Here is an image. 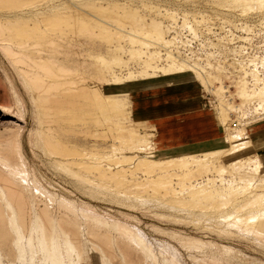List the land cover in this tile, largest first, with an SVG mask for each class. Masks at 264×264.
<instances>
[{"label":"rangeland","instance_id":"374dc122","mask_svg":"<svg viewBox=\"0 0 264 264\" xmlns=\"http://www.w3.org/2000/svg\"><path fill=\"white\" fill-rule=\"evenodd\" d=\"M248 21L264 27V0H0V158L19 164L26 212L20 244L0 216V264H53L27 239L37 214L76 244L62 239L55 264H264V160L244 138L264 118V31L253 53L224 37L192 58L169 37L203 23L247 35ZM191 81L214 93L226 137L158 150L129 95ZM7 169L0 159L2 186Z\"/></svg>","mask_w":264,"mask_h":264},{"label":"crops","instance_id":"0c3cea01","mask_svg":"<svg viewBox=\"0 0 264 264\" xmlns=\"http://www.w3.org/2000/svg\"><path fill=\"white\" fill-rule=\"evenodd\" d=\"M129 99L133 121L148 127L163 152L214 149L226 137L197 81L133 89ZM244 138L252 142L247 152L264 160V118L247 124Z\"/></svg>","mask_w":264,"mask_h":264},{"label":"bare ground","instance_id":"6f19581e","mask_svg":"<svg viewBox=\"0 0 264 264\" xmlns=\"http://www.w3.org/2000/svg\"><path fill=\"white\" fill-rule=\"evenodd\" d=\"M10 39V38H9ZM24 43H22L23 45ZM20 45V44H19ZM25 45V44H24ZM27 45V44H26ZM25 45V46H26ZM28 46V45H27ZM1 47L4 50L5 54L8 56V52L5 49L4 43L1 42ZM13 48V47H12ZM22 49V48H21ZM24 49V48H23ZM12 50V49H10ZM14 52V51H13ZM12 52V53H13ZM17 53V52H16ZM15 58V57H14ZM21 58V57H20ZM30 58V57H29ZM16 59V58H15ZM19 59V58H18ZM24 59V58H23ZM28 59V58H27ZM32 59V58H31ZM17 60V59H16ZM15 60V61H16ZM37 60V59H36ZM14 61V60H13ZM14 61V62H15ZM35 61V60H34ZM46 61V60H45ZM17 62L19 63V61L17 60ZM30 62V61H29ZM16 63V62H15ZM50 63V62H49ZM23 65V64H22ZM35 65V64H34ZM49 65V64H48ZM175 65V64H174ZM51 66V65H50ZM53 66V64H52ZM173 66V65H171ZM176 66V65H175ZM174 66V68H175ZM37 67V66H36ZM35 68V67H34ZM171 68V67H170ZM173 68V67H172ZM173 68V69H174ZM172 69V70H173ZM23 70V69H22ZM52 70V69H51ZM30 71V70H29ZM40 71V70H39ZM24 72V70H23ZM43 72V71H42ZM33 73V72H32ZM38 73V72H37ZM40 73V72H39ZM54 73V72H53ZM45 74V73H44ZM27 75V74H26ZM34 75V74H33ZM29 76V75H28ZM33 77L32 75L29 76ZM41 77V76H39ZM50 77V76H49ZM38 78V77H37ZM46 78V77H45ZM35 80V78H33ZM40 80V78H38ZM51 79V77H50ZM31 80V79H30ZM33 81V80H32ZM35 87V85H34ZM36 89V88H35ZM39 89V88H38ZM40 90V89H39ZM38 91V90H37ZM42 93V92H40ZM49 94V93H48ZM43 96V95H42ZM41 96V97H42ZM40 97V96H39ZM44 98V97H43ZM47 99V98H46ZM45 99V100H46ZM42 100V98H41ZM44 101V100H43ZM47 102V100H46ZM49 102V100H48ZM45 103V101H44ZM45 133V132H44ZM43 133V141L44 144L48 147V146H52L54 145L56 148L59 149V146L56 142H54V138L52 139V135H46ZM61 150V149H59ZM49 152V151H47ZM51 153V152H49ZM6 156V155H5ZM3 158V157H2ZM1 160H3V163H5V167L8 168V172L10 174L11 179L9 181H4V186H2V176H0V216L2 217L3 215L7 216V219L9 221L10 226L12 227L13 231H15L18 234V244H20L23 240V238L25 237L24 235V228H23V220L24 218H26V212H25V204L23 203L21 197H20V187L16 188V185L19 179H23L22 175V171L19 167V164H17L15 161H13L12 159H5L4 158ZM61 160V159H59ZM69 160V159H68ZM5 161V162H4ZM5 169V168H4ZM25 187V186H23ZM22 188V187H21ZM22 191V190H21ZM28 191V189H27ZM39 191L41 192V190L39 189ZM24 192V191H23ZM26 192V191H25ZM26 195V194H25ZM28 197V196H27ZM52 200V199H51ZM30 202V201H29ZM66 203V202H65ZM30 204V203H29ZM64 204V203H63ZM31 205V204H30ZM47 206V205H46ZM38 211V210H37ZM39 212V211H38ZM37 217L35 218V220H33V225H31V233L28 236V241H32L35 239V237H38L39 240V246L42 248L43 252H44V258L46 260H51L53 261V264L57 263L56 260H60L62 257L59 256V242L64 239V241L68 244V247L71 251L73 252H77V247L76 244L74 242V240L69 236V234L62 229V227L56 223L54 220H50L49 222H47L46 220H44L42 218V216H39V214L36 215ZM52 218V217H51ZM55 219V218H53ZM109 220V219H108ZM104 221V220H103ZM100 222H102L100 220ZM111 226H115L116 225V229L120 227H122V230L124 229L126 231V233L130 234V237L133 239V237H136L135 240L138 242V244H140L141 246L144 247L145 251L149 254L152 253L151 252V248H149L147 246V244L144 243V240L142 238V236H140V234H136V232H134V230L132 231L131 229L128 230L126 226H124L122 223H117V222H111ZM24 224V223H23ZM103 225V222L101 223ZM105 224V222H104ZM106 224H109L108 221H106ZM118 225V226H117ZM107 227V225H106ZM65 229V228H64ZM120 229V228H119ZM121 230V231H122ZM122 232H125V231ZM128 231V232H127ZM35 232L40 233L41 235L35 234ZM1 236H0V244H1Z\"/></svg>","mask_w":264,"mask_h":264},{"label":"built area","instance_id":"2783aa9c","mask_svg":"<svg viewBox=\"0 0 264 264\" xmlns=\"http://www.w3.org/2000/svg\"><path fill=\"white\" fill-rule=\"evenodd\" d=\"M216 23H203L197 28V32L194 33L188 28H181V26L174 27L169 32V37L173 42V45L170 46V49L173 50L174 54L180 58H192L196 55L201 54V50L209 45L210 43H218L222 41V38L228 37L233 38L232 45L240 46L243 45L246 48L245 54L253 53L251 50L255 44V41H258L261 38V33L264 31L263 23L261 22H247L244 23L245 26L252 27V31H248L247 35H237L234 33L233 28H216L214 25ZM223 28V29H221ZM247 37V39H243ZM242 40H246L243 44ZM203 87V96L207 103L213 107L211 97L213 94L211 91L207 90L204 85ZM237 124V123H234Z\"/></svg>","mask_w":264,"mask_h":264}]
</instances>
